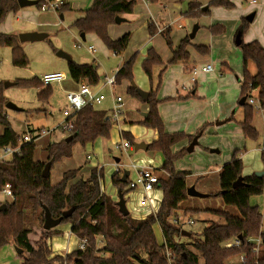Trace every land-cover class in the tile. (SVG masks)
<instances>
[{"label": "trees", "instance_id": "trees-1", "mask_svg": "<svg viewBox=\"0 0 264 264\" xmlns=\"http://www.w3.org/2000/svg\"><path fill=\"white\" fill-rule=\"evenodd\" d=\"M151 4H157L160 0H148ZM183 3L185 0H177ZM44 4L37 0V6ZM137 4L136 0H92L89 9L83 11L84 15L78 18L72 26L79 33L95 35L109 50L115 54H121L128 45L130 34H124L114 40L109 35V26L115 24L116 17L132 14ZM224 6L234 7L230 0H214L208 7ZM199 2H190L187 11L183 12L185 18L198 19L201 15L208 14L209 8L204 11ZM70 9L64 4L60 10ZM20 7L16 0H0V25L5 22L11 13H17ZM249 22L243 19L238 35L242 51L243 77L240 86V99L250 97L252 90L257 92L256 100L259 110L264 113V47L257 40L244 43L242 36ZM149 34L156 33L155 26L149 25ZM212 35L224 32L221 25L208 27ZM161 36L166 46L172 53V58L166 64L153 47L146 49V59L141 68L152 81L155 67H163L158 75V84L162 83L163 73L167 66L190 60L189 48L201 56L210 54L209 46L192 45L190 38H184L179 46L174 49L169 27L161 31ZM0 47H9L12 50V64L23 68L28 65L25 54L17 35L0 33ZM136 53L129 61L124 63L116 73L117 84L123 81L132 82L134 79V67L137 61ZM249 63H253L256 73L252 74ZM68 73L76 84L87 83L96 86L100 82L96 66L93 64H78L68 60ZM15 86L21 88L36 87L41 91L38 94L40 101H47L51 96V86H43L39 78L16 80ZM158 89L151 87L148 90V98L143 101L136 89L130 84L127 93L137 100L149 105V111L140 124L153 130L156 139L148 145L147 151L160 153L164 163L160 171L167 178L159 176V187L162 191V201L158 212L144 219H134L130 215L123 216L110 195L102 193L101 182L104 178L102 171L92 169L86 179L74 181L79 170L67 171L63 174L58 184L51 182V170L56 163L63 159L73 157V148L79 144L85 147L93 144L99 138H109L112 124L107 118H102L100 113L92 106H88L77 114L72 140L66 139L51 143L47 147L48 158L45 162L36 161L34 153L36 144L19 143V135L11 126L6 105L8 99L5 96L4 83L0 82V150L5 147L13 149L19 146V152L10 159L0 162V193L5 185L11 187V201L0 202V248L14 245L22 250L18 256L22 264H229V260L242 256L240 264H264V231L263 216L258 206L250 203L251 197L259 196L264 191V176L258 178L254 173L244 175V164L234 152L230 162L224 164L217 175L218 191L211 198H221L228 207L237 209L239 216H233L227 212H215L224 219V225L211 224L201 234L194 237L190 233L191 251L187 245L178 243L182 236V229L174 225L171 220L177 217V211L181 204L189 199L187 195V177L189 172H177L174 168L175 161L183 154L174 153L172 148L189 139L192 141L201 130L193 137H187L184 133H167L163 120L159 114L157 99ZM243 120L240 123L245 139L256 141L259 137L254 128V116L257 110L247 101L241 106ZM123 138L134 146V138L130 133H123ZM187 151V150H186ZM264 160V153H262ZM51 163V169L47 177L43 175L45 165ZM241 179V183L234 188V184ZM113 187L123 196L127 192L128 181H122V176L114 174L111 177ZM126 189V190H125ZM210 194V193H209ZM5 205L4 209L1 207ZM74 208L71 216L62 218L60 225H71V234L79 240H86L84 249L77 248L72 254L66 256L53 255L49 241L63 233L46 231L44 235L32 243L30 240L31 226L35 221L43 222L45 209H48L52 218L62 217L63 212ZM197 212V211H196ZM157 226L162 233L164 244H159L154 227ZM241 237V238H239ZM260 239L257 244L256 240ZM98 241H102L97 248ZM236 241L231 247L226 245ZM168 252L170 255H168Z\"/></svg>", "mask_w": 264, "mask_h": 264}, {"label": "rangeland", "instance_id": "rangeland-1", "mask_svg": "<svg viewBox=\"0 0 264 264\" xmlns=\"http://www.w3.org/2000/svg\"><path fill=\"white\" fill-rule=\"evenodd\" d=\"M202 1H206L207 4H209L214 0H185L183 3H181L182 12L187 11V6L190 2L201 3ZM231 1L234 3V7L227 8L224 6L217 7L211 5L209 8V13L201 15L197 19L200 24L205 25L200 30V33L198 34L199 37L204 36L206 39L210 37V31H208L207 27L209 25H221L224 28V32L222 34L213 35V45H210V54L208 56L210 58L211 53L213 55L214 52V61L211 59L208 62V65H212L213 72L206 74L208 80L206 78L198 79L197 77L198 85L200 88H202V97L205 98L206 102H195L192 101L194 100L192 99L185 104L176 105L178 106V109L176 110L179 113L186 115V117L188 115L191 116L193 111L200 110L202 111L199 113L200 117H202L205 113L211 114L212 117V115L215 114L218 109L224 111L231 107L232 111L227 119L222 120V122H225L224 125L217 127V123L215 121L214 124L210 126L206 125V127L202 129V134L199 137L197 146L193 152L189 153L185 150L188 146L187 139H185L186 141L184 140L174 146L175 150H178L174 153L185 150L174 163V168L176 171H190L193 175H201L211 171L216 173L215 171L218 167H221L224 163L229 162L232 159L235 151H237V156L244 152L250 153L252 152L251 150H253V148H258L263 143L264 115L257 112L259 109L255 111L254 116V125L259 131L258 139L256 141L240 139L241 141L237 142V130L240 127V121L242 120L243 116V109L238 105L241 91L240 82L243 77V59L242 51L234 41L238 36L241 26H243V19L255 13L253 21L249 22V25L242 36V40L244 43L258 40L264 45V0H257L256 5H250L246 2H243L242 0ZM66 3L70 5V7L72 6L73 9H89L92 5V0H66ZM34 9L36 12L39 11L38 7L36 6ZM67 12V18L62 23H58L59 21H57L55 17L52 18V22L56 21L58 24H60V26L56 27L55 29H49L47 32L49 37L46 40L21 44L28 58V65L26 67H15L12 64L11 48L0 47V82H3L4 85L6 83H14L16 80L32 79L34 77L40 79L45 74L55 72H62L66 77L64 81L60 83H53L51 85V96L47 101L39 100L38 94L41 91L40 88H21L18 86H9L5 89V96L7 97L9 103L19 108L18 111H14L8 106L6 108L11 124L18 131H21L27 124L34 128L44 127L47 130H53L58 129V124L64 122L65 118L62 115V111L66 107L65 95L67 92L74 90L73 88H75L76 85L68 73V60L60 57V52L67 54L70 59L75 62L79 60H86L94 63V66H96L100 75V82L95 86L96 89H99L103 85L105 72L108 74V76L115 75V68L119 59L111 51L104 48L101 42H92L90 40L86 42L82 41V44L85 47L94 45L96 48V53L94 55L85 54L84 48L76 49L74 47L78 41V38L76 31L71 27V14L68 10ZM43 13L47 12H42L40 16ZM125 16L126 15L122 17ZM9 17H12V15ZM185 19L190 20L191 22L194 18ZM120 27V29L127 30L128 24H121ZM199 37L196 40H198ZM111 38L116 37L111 36ZM227 43L230 44V47L227 45ZM143 56L144 57L140 56L139 61L136 62L134 67L135 83L142 90L151 88V83L153 84V90L156 91L158 89L159 92L163 86L162 84H160V86L158 84V77L155 75L156 68L153 72L155 79H152L150 82L149 78L141 68V62L146 57L145 54ZM227 60H229L230 65L228 67V72L224 74L220 72V64L221 62ZM205 66H207V64H205ZM250 71L253 74L256 73V68L253 63ZM156 74H158V72ZM169 89H171V86H169ZM104 94L107 96V98H110L109 89H105ZM122 94L125 96L124 89L122 90ZM252 94L253 97L256 98V92ZM116 95H118L117 91ZM139 103L143 105L142 102ZM202 105L203 108L201 107ZM167 107L168 111H170V116L172 113V108H170L168 105ZM138 118H140V112L132 111V113L129 114V119L131 120ZM125 125H127L129 128L134 127V132L130 131L132 137L134 138V142H139V140L143 142V139H140V137L148 132L149 128L143 124H140V122L138 123V121L137 123H127ZM52 136H54V134H52ZM118 139L119 137L116 135L114 128V131L112 134H110L109 138L99 139L94 147L90 146V144L83 148H81L82 146L80 147V145L76 146L74 148L72 158L64 160L54 166V174L51 175V181H55V178L61 176L63 172L65 173L67 170L74 169V167L77 165V167H79L80 162H84L87 169L93 167V169L102 171L103 174L106 175L107 180H105L104 183L101 182V186L103 187L104 191L112 188L114 194H108L114 199V201L118 202L117 189L113 187L110 177H112L114 174L121 175V170L125 169L127 164H131L132 162L141 165L143 164L153 168L157 175L162 176L165 179L167 178V176L160 171V168L164 163V158L160 153L146 151L142 154L140 153L142 156L137 157L134 150H128L127 152L123 151L121 154L115 149V145L121 141L120 140L118 142ZM182 147L185 148L179 150ZM87 155H90L91 158L88 159ZM253 155L254 158L255 156L257 157L258 169L264 170V160L262 158V154L259 152H252L249 154L248 158H251ZM114 157L116 158L113 159ZM116 159H119V162H115ZM244 167V175H250L253 173L252 169H250V167L247 165L246 160L244 161ZM197 179L198 177L187 179V185L189 187L194 186ZM202 179L205 180L206 178L203 177ZM207 180V185L212 187L213 182L216 181V177H209ZM201 182L202 180H200L196 185L197 191L199 190V193L205 192L207 190L203 187V185H206V183ZM215 189L216 188L212 187L209 191H216ZM210 195H214V192H211L209 196ZM2 196L3 195L0 194V197ZM124 196L126 207L130 213L129 215L134 219L138 218V220L142 217H145L144 213L139 211L140 196L138 192L129 191L128 193L126 192ZM153 196L157 197V203L155 207H160L162 191L158 189L154 192ZM250 203L253 206L259 205L264 224V191L259 196L251 197ZM206 208L211 209V211H205ZM217 211L227 212L237 217L239 216L237 209L226 206L221 198L210 197L204 199L197 197L189 198L187 201L181 204V209L179 212L177 211L178 213L176 215L177 217H180L185 223L184 230L194 234V237H197L198 234L203 232L207 225L225 224L224 219L215 214ZM207 212H210L211 214H208ZM190 219L194 221L192 225L187 223V221ZM43 224V222L35 221L31 226L30 240L32 243L36 242L44 235ZM61 226L65 225H60L54 228V231H63L65 228ZM154 231L158 243L163 244L164 239L161 230L155 226ZM69 237L66 234H62L50 239L49 244L50 247L53 248V255H61L64 257L67 254H72L77 248H79L78 245L80 240L74 235ZM177 241L178 243L187 245L191 251H194L191 246L193 239H190V237L181 236L177 239ZM57 242L62 244V248H55V244ZM101 245L102 241H98L97 248H100ZM13 247L14 245H9L0 248V264H22V259L16 253L14 249L15 247ZM236 258L237 257L231 258L229 262Z\"/></svg>", "mask_w": 264, "mask_h": 264}, {"label": "crops", "instance_id": "crops-1", "mask_svg": "<svg viewBox=\"0 0 264 264\" xmlns=\"http://www.w3.org/2000/svg\"><path fill=\"white\" fill-rule=\"evenodd\" d=\"M30 1H37V0H30ZM42 1L45 2V0H42ZM136 1H137V4L134 8L133 13L126 15L125 17H122L125 19V22L120 23V24L115 23V24H112L111 26H109V35L116 37V38H112L114 40L121 38L124 34H127V33L130 34L127 48L121 54L117 55L111 51L119 59L117 65H116V68H115V70H116L115 74L122 68L124 63L129 61L136 53H138V57H137L136 62L139 61L140 56L144 57L143 56L144 54L146 56L145 50L147 48H149L150 46L155 49V51L159 54V56L162 58V60L165 64L167 62H169L170 59L172 58V53L169 50V48L166 46V43L160 34L161 31L167 27H169L171 29V39L173 42L174 49H176L179 46V44L181 43V41L184 38L189 37L190 33L192 32L194 25H198V30L196 31L194 38L190 39L191 44L197 45V46H209V47H210V45H213V39H214L213 37L214 36L210 33V37H208L207 39L204 36L199 37L198 34L200 33V30L205 25L200 24L199 21H197V19L196 20L193 19V21H191V22H190V20H186L182 14L183 13L182 12V5L177 0H160V2H158L157 4H151L148 0H136ZM64 4H67L66 0H64V2L61 4V7ZM201 4L203 5L202 6L203 9H205L204 11H206L209 8L208 5L210 3L207 4L206 1H204V2L202 1ZM35 6L38 7L37 4ZM35 6L26 7V8L20 9L17 13L9 14V16L12 15V17L8 16L9 18L7 17L5 22L0 25V33L17 35V36H19V34H21V33H27V32H42V33L47 34L49 29H55L56 27L60 26V24H58V23H62L67 18V15H68L67 10H68L69 13L71 14V27L76 31L77 38H78L77 39L78 41L74 45V47L76 49L84 48L85 54L94 55L96 53V48L94 47V45H90L88 47H85L82 44V41L83 42H86L88 40H90L92 42H94V41L101 42V41L95 35H92V34H84L83 33L84 38H82V36H81L82 33H79V31L72 26V24L78 18H80L84 15L83 11L87 10V8L86 9H81V8L73 9L72 6L70 7V5H68V7H70V9L66 8L65 10H60L61 7H59V9H57L59 11H57V10L56 11H54V10L41 11L38 7L39 11L36 12L34 9ZM78 7H80V6H78ZM40 12L41 13L47 12V13H43L40 16V14H41ZM54 17L57 19V21H59L58 23L56 21L52 22L53 21L52 18H54ZM121 24H128V29L127 30L120 29ZM151 24H153L155 26V29H156V33L153 36H151L149 34V28L148 27ZM209 26H211V25H209ZM209 26H207V27H209ZM48 37H49V35H48ZM198 37H199V39L196 40ZM234 42H236V40ZM250 42H252V41H250ZM250 42H247V43H250ZM20 44H24V43L20 42ZM164 45H165V48H164ZM227 45L230 47L229 43H227ZM261 45L264 47L263 44H261ZM91 46L93 47L94 51L89 50V48ZM102 46L104 48H106L103 43H102ZM189 52H190V60L189 61L179 62L178 64L167 66L166 70L163 73V77H162V83L161 84H162L163 88L161 87V89L159 90V92L157 94V99L160 101L158 108H159V114H160V116L163 120V123H164L165 131L167 133H184L187 137H193L197 134L198 131L201 130V133L197 136V142H198L199 137L202 134V129L205 128L206 125L210 126V125L214 124L215 121L217 123V125H216L217 127L224 125L225 122H222V120L227 119L229 117V115L232 111V108L229 107L224 111L221 109H218V111L215 114H213L212 117H211V114H209V113H205V114H203L202 117H200L199 113L202 112L201 110L200 111H193V114L191 116L188 115L186 117V115H184L183 113H179L176 110V109H178V106H176V105L185 104L188 101H191L192 99H194L192 101H195V102H197V101L202 102V103L206 102L205 98L202 97V93H201L202 88H200L198 85V79L199 78L200 79L206 78L208 80V78L206 77L207 76L206 74H209V73L204 72L203 68L205 67V64L208 65V62L211 59L213 60L214 52H213V55L211 53L210 58H209V56L199 55L194 50L193 47L189 48ZM61 53H63V52H61ZM145 59H146V57H145ZM145 59H143V60H145ZM69 60H72V59H70V57H69ZM143 60H142V62H143ZM93 62H94V59H93ZM142 62H141V64H142ZM76 63H78V64H93L94 65V63H92L91 61H86V60H79ZM135 65H136V63H135ZM229 65H230L229 60L221 62L220 72L224 73V74L227 73ZM251 67H252V63H249V65H248L249 71L251 70ZM155 68H156V70H155ZM155 68H154L155 75L158 77V75H159L160 71L163 69V67H155ZM194 69H198L199 73H198V76H197L198 79L196 80V82L192 83L190 78H191V72ZM212 69H213V67H212ZM154 70H153V72H154ZM157 72H158V74H156ZM212 72H213V70H212ZM212 72H210V73H212ZM55 73H62V72H55ZM106 76H108V74L105 72L104 78ZM134 79H135V71H134ZM152 79H155L154 73H153ZM74 84L76 86L73 89L76 90L80 84H76V83H74ZM130 84H131L130 82L125 80L121 83V85H118V89H117L118 95L123 97V99H124V112H123V118H122L121 122L118 125L112 127L110 134L113 133L114 128H115L116 135H118V137H119L118 142L121 139H124L122 136L123 133H130V131L134 132V129H133L134 127L129 128L125 124H127V123L133 124V123H137V121H138V123L143 121L144 118L146 117L148 111H149V105L148 104L142 102L143 105H141L139 103L141 101L137 100L136 98L131 97L127 93V90L129 88ZM152 85L153 84L150 83V86L153 88ZM169 86H171V89H169ZM123 89L125 90V96H123V94H122ZM149 89L150 88H148L147 90H144V91L148 92ZM5 94H6V91H5ZM256 94H257V92H256ZM112 105H113V100L111 98H107V100L105 101V103L102 106L95 108V109L100 113L102 118H105L108 116V113L112 108ZM167 105L170 108H172V111H171L172 113L170 116H169L170 111H168ZM238 105L241 107L240 101H238ZM201 107L203 108V105ZM132 111L140 112V118L135 119V120L129 119V114L132 113ZM257 112L264 115L262 110H257ZM242 120H243V116H242ZM242 120L240 121V123L242 122ZM11 126L14 129V131H16L21 136L24 134H27L29 132L30 133L31 132L32 133L33 132H38V133L45 132V134L41 135V137L37 140L36 150L34 153V157H35L36 161L45 162L48 158L47 147L51 143L55 142L53 139V136H52L53 131L55 129L47 130L44 127L34 128V127L30 126L29 124H27L24 126V128L21 131H18L14 128V126L12 124H11ZM253 126L258 131L256 126L254 125V122H253ZM1 131H2V129L0 127V133H1ZM258 133H259V131H258ZM237 134H238L237 142H240L242 139L245 140L243 133H242V130H241V126L238 128ZM67 137H69V136H67ZM99 139H101V138H99ZM99 139H97L93 144H90V146L94 147ZM140 139H143V142L139 140V142H136V143H146L149 145L150 143H152L156 139V134L153 130L149 129V131L146 132L143 136H141ZM187 140H188V146L186 147V150L188 149L189 145L193 141V140L190 141L188 138H187ZM76 146H79V144H77ZM196 146H197V143L194 146L193 151H194ZM74 148H73V152H74ZM81 148H83V147H81ZM183 148H185V147H182L179 150H182ZM134 151H135V149H134ZM172 151L175 152L178 150H175V147H173ZM251 151L257 152V153L259 152L260 154L264 153V133H263V143L258 148H253V150H251ZM135 152H136V156L140 157V156H142V155H140V153L142 154L143 152H146V151L140 150V151H135ZM252 152H250V153L244 152V153L240 154L238 156V158L242 160L243 164H244V161L246 160L247 165L250 167V169H252L253 173L255 174L256 172H260L263 170L258 169V161H257L256 156H255V158H254V155L251 158H248L249 154H251ZM87 158L89 159V158H91V156L87 155ZM115 158L116 157H114L113 159H115ZM8 159H10V157ZM64 160H67V159H63L62 161H64ZM61 162H59V163H61ZM115 162H117V161L115 160ZM59 163H56V164H59ZM78 163H79V161H78ZM226 163H228V162H226ZM226 163H224V164H226ZM77 166L74 167V169L67 170V171L79 170L78 176L74 179L73 183L75 181L80 180V179L88 178L90 176L91 170L93 169V167L90 169H87L84 162H80L79 167H77ZM222 166L217 168V170L215 171L216 173L211 171V172H208L205 174L203 173L201 175H197V174L193 175L192 172H190V171H177V172H189L190 175L187 177V179H192L194 177L195 178L198 177V179L195 181V184H194V187L196 190H197L196 185L199 183L200 180H202L201 183L205 182L206 185H203V187L207 190L205 192H202V193L207 195L206 198H209V193H211V192L215 193L218 191L217 175H218L219 171L221 170ZM244 170H245V167H244ZM112 173H113V171H112ZM53 174H54V167L51 170V175H53ZM63 174H64V172L62 173L61 176L55 178V181H51L52 184H54V185L58 184L62 180ZM203 177H205L206 179L203 180L202 179ZM209 177H216L217 182L215 181L212 184V187L216 188L215 189L216 191H214V190L209 191L212 188V187H209L207 185L208 184L207 179H209ZM187 179H186V181H187ZM105 180H107V177L104 174V178L102 179V182L104 183ZM101 185H102V183H101ZM101 191H102V193H105L107 195L114 194V191H112V188L104 191L103 187L101 186ZM0 194H2V193H0ZM154 197L157 199L156 196H154ZM0 198H1L0 202H4L7 200L11 201V198H8L4 195ZM189 198H191V197H189ZM202 199H204V198H202ZM258 207H259V205H258ZM180 209H181V206H180L179 210ZM179 210H178V212H179ZM205 211H211V209L206 208ZM207 213L211 214L210 212H207ZM61 227H64L65 229H63V231L60 230V232H62L63 234H66L68 237L72 235L71 234V225H65V226H61ZM262 230L264 231V224H263ZM69 239H70V237H69ZM235 243H236V241L231 242V244H235ZM55 248H62V244L60 242H57L55 244ZM14 249L16 251V248H14ZM52 251H53V248H52ZM16 253H17V251H16ZM240 263H241V256H239L236 259H233L232 261L229 262V264H240Z\"/></svg>", "mask_w": 264, "mask_h": 264}, {"label": "built area", "instance_id": "built-area-1", "mask_svg": "<svg viewBox=\"0 0 264 264\" xmlns=\"http://www.w3.org/2000/svg\"><path fill=\"white\" fill-rule=\"evenodd\" d=\"M243 2H246L250 5H256L257 0H242ZM64 2V0H45L44 4L40 7L41 11L46 10H54L56 11L59 9L61 4ZM90 51H94L93 47L91 46L89 48ZM212 66L207 65L203 68V71L206 73L212 72ZM199 70L194 69L191 72V82L195 83L197 80ZM65 80V75L63 73H49L45 74L40 78V82L43 86H51L53 83H60ZM118 88L117 80H116V74L113 76H106L104 78L103 85L96 89L95 86H91L87 83H82L78 86V89L69 91L66 93V107L62 111V115L65 118L64 122L60 123L58 125V129H55L53 131V139L55 142L62 141L67 138V136H72L74 129H75V122L77 114L85 109L88 106H92L94 108H98L104 104V102L107 100V96L104 94L105 89H109L110 91V98L113 100V105L111 110L108 113V116L106 117L107 120L113 125H118L122 118H123V112H124V99L123 97L116 95V91ZM256 92L255 90H252L250 93V97L247 98V102L253 106H255L256 109H259V103L257 102L256 98L253 97V94ZM45 134V132L38 133V132H29L27 134H24L21 136L19 143H29L34 142L37 143V140L41 137V135ZM115 149L119 151L121 154L123 151L127 152L133 151L134 146L131 145L127 140L121 139L119 143L115 145ZM19 152V146L15 149L11 147H5L0 150V162L6 161L8 158ZM120 171V170H116ZM128 172L127 181V193L129 191H137L140 196V202H139V211L141 213H144L145 217H142L140 219H144L148 217L149 215H155L159 207L156 208L155 205L157 203V199L153 196L154 192L156 190H161L159 187V175H157L153 168L131 163L127 164L125 166V169L121 170V176L124 175V172ZM4 196L11 198L12 192L11 187L9 184L5 185L3 191L1 192ZM125 197V196H124ZM130 214V213H129ZM138 219V218H135ZM171 222L176 225L177 227L184 230L185 223L182 221L180 217H174L172 218ZM188 224L192 225L194 223L193 220H188ZM87 241L86 240H80L79 241V249H84L86 246ZM256 243H260V239L256 240ZM164 244V241H163ZM235 244H238L236 242ZM233 244L229 243L226 246L231 247ZM168 255L170 253L168 252ZM243 260V257L241 256V261Z\"/></svg>", "mask_w": 264, "mask_h": 264}, {"label": "water", "instance_id": "water-1", "mask_svg": "<svg viewBox=\"0 0 264 264\" xmlns=\"http://www.w3.org/2000/svg\"><path fill=\"white\" fill-rule=\"evenodd\" d=\"M17 3H18V5H19L20 9H23V8H26V7L35 6V5L37 4V1H30V0H17ZM203 10H205V9H203ZM254 16H255V13H253V14L247 16V17H246V20H247L248 22H252L253 19H254ZM115 22H116V24H120V23L125 22V19L122 18V17H116ZM197 30H198V25H194V27H193V29H192V32H191L190 35H189V38H190V39H193V38H194V36H195ZM81 36H82V38H84V34H83V33L81 34ZM47 37H48V34H46V33H42V32H27V33H21V34H19V36H18L19 41H20L21 43L44 41ZM240 42H241V41H240V36L238 35V36L236 37V44L239 45ZM59 56L65 58V59H67V60H69V57H68L66 54H64V53H61V52H60V53H59ZM131 84H132V86L136 89L138 95L142 98V100H143V101H146L147 98H148L149 93L146 92V91H144V90H142V89H140L139 87H137L135 81H132ZM14 85H15V83H6V84L4 85V87H5V89H6L7 87H9V86H14ZM246 100H247L246 97L242 98V99L240 100V105H241V106L244 105V104L246 103ZM7 106L10 107V109H12V110H14V111H18V110H19L18 107H16V106L13 105V104H10L9 102H8V104L6 105V108H7ZM72 138H73L72 136H69V137L66 138V141H70V140H72ZM196 143H197V137H195V138L193 139L192 143L189 145V147H188V149H187V151H188L189 153H191V152L193 151V148H194V146L196 145ZM134 149H135V151H140V150H141V151H147V149H148V144H146V143H136V144H134ZM116 161L119 162V159H116ZM50 169H51V163H47V164L45 165V168H44V171H43V175H44L45 177L48 176V174H49V172H50ZM255 175H256L258 178H262V177L264 176V170H263V171H260V172H256ZM127 176H128V172L125 171V172H124V175L122 176V181H123V182H125V181L127 180ZM240 183H241V179H239V180L237 181V183L234 184V188H236ZM187 195H188L189 197H197V198H206V197H207V195L202 194V193H199V192L195 189L194 186L189 187V188L187 189ZM117 205H118V207H119V211H120V213H121L123 216H128V215H129V211H128L127 207H126V201H125L124 196H123V194H122L121 192H120L119 195H118V202H117ZM5 207H6V206L3 205V206L1 207V209H4ZM73 212H74V208H72V209H70V210H68V211L63 212L62 217H60V218H58V219H54V218H52V216H51L49 210H48V209H45V219H44L43 229L46 230V231H49V230H52V229L58 227V226L60 225V223H61L62 218H65V217H69V216H71V215L73 214ZM190 235H191L190 232H187V231H185V230L182 231V236L190 237ZM239 238H241V237H239ZM16 251H17L18 254L22 253V250H20V249H16Z\"/></svg>", "mask_w": 264, "mask_h": 264}]
</instances>
